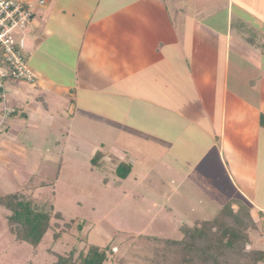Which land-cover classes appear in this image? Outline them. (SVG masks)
<instances>
[{
  "label": "crops",
  "instance_id": "obj_1",
  "mask_svg": "<svg viewBox=\"0 0 264 264\" xmlns=\"http://www.w3.org/2000/svg\"><path fill=\"white\" fill-rule=\"evenodd\" d=\"M21 1L34 5L23 56L37 80L5 82L6 137L49 116L87 130L97 111V126L140 131L199 185L222 171L231 199L264 212V33L249 31L264 0Z\"/></svg>",
  "mask_w": 264,
  "mask_h": 264
},
{
  "label": "rangeland",
  "instance_id": "obj_2",
  "mask_svg": "<svg viewBox=\"0 0 264 264\" xmlns=\"http://www.w3.org/2000/svg\"><path fill=\"white\" fill-rule=\"evenodd\" d=\"M263 28L261 19H256L249 31L259 35ZM29 32H18L17 38L27 42ZM1 111L0 102V115ZM96 112L84 116L87 130L72 125L66 132L49 116L36 130L26 124L11 126L9 133L15 139H9L1 126L0 149L7 153H0V196L17 194L34 210L49 213L51 228L33 251L9 234L8 212L0 208V264H53L56 255L73 252L77 257L90 245L113 251L105 264H150L139 235L177 239L180 224L210 220L231 200L222 171L216 170L215 181L199 185L198 179L183 177L187 171L181 160H163L140 131L137 136L106 122L97 126ZM30 116L29 111L26 117ZM96 153L99 160L93 166ZM120 163L132 165L124 180L115 174ZM257 210H251L256 228L250 232L248 248L264 250V217Z\"/></svg>",
  "mask_w": 264,
  "mask_h": 264
},
{
  "label": "trees",
  "instance_id": "obj_3",
  "mask_svg": "<svg viewBox=\"0 0 264 264\" xmlns=\"http://www.w3.org/2000/svg\"><path fill=\"white\" fill-rule=\"evenodd\" d=\"M15 115L16 112L12 111L9 117ZM260 125L264 126L263 116L260 117ZM98 160L99 154L96 153L91 160L92 165L96 166ZM131 170V164L120 163L115 174L124 180ZM0 208L8 212L9 234L34 251L51 228V215L34 210L30 202L17 194L1 195ZM258 216L264 217L261 212ZM255 228L250 208L239 200L231 199L210 220L195 221L193 225L180 224V237L177 239L142 234L139 238L145 241L143 251L151 256L148 258L150 264H263L264 250L248 248L250 232ZM112 254L109 246L90 245L77 257L73 252L67 256L56 255L53 264H105Z\"/></svg>",
  "mask_w": 264,
  "mask_h": 264
},
{
  "label": "built area",
  "instance_id": "obj_4",
  "mask_svg": "<svg viewBox=\"0 0 264 264\" xmlns=\"http://www.w3.org/2000/svg\"><path fill=\"white\" fill-rule=\"evenodd\" d=\"M39 1L38 5H43ZM32 3L21 0H0V57L3 64L0 65V99L1 115L0 128L9 114L14 111L6 101L5 82L7 80L22 81L34 84L36 74L26 62L23 51L25 48L24 38H17L18 32L28 29L34 20Z\"/></svg>",
  "mask_w": 264,
  "mask_h": 264
}]
</instances>
